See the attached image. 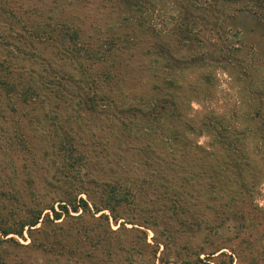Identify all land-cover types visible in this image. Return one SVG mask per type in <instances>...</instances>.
Returning <instances> with one entry per match:
<instances>
[{
	"label": "trees",
	"instance_id": "16d2710c",
	"mask_svg": "<svg viewBox=\"0 0 264 264\" xmlns=\"http://www.w3.org/2000/svg\"><path fill=\"white\" fill-rule=\"evenodd\" d=\"M33 1L0 0V111L25 147L0 159V264H264L261 97L250 147L249 128L192 112L206 75L180 79L243 67L229 21L247 12L264 34V0Z\"/></svg>",
	"mask_w": 264,
	"mask_h": 264
},
{
	"label": "rangeland",
	"instance_id": "374dc122",
	"mask_svg": "<svg viewBox=\"0 0 264 264\" xmlns=\"http://www.w3.org/2000/svg\"><path fill=\"white\" fill-rule=\"evenodd\" d=\"M24 3L31 4L32 0H24ZM33 3H37V1L34 0ZM165 3H160L161 9H159L157 16V19L163 23H167L168 20L170 21L171 18L169 17H172L173 15L172 10L169 9L168 4ZM201 17L202 16H199V18ZM229 23L235 28H238L237 30L241 33V35L238 34V36L240 35L242 38L244 37L245 40L244 47L239 54L243 57V67L240 65L238 68L234 69L230 66L226 67V65L218 66L217 64H213L206 68H194L185 71L183 75L180 76V79L182 81L190 80L198 85L201 82L200 77L206 75V83L204 84V87L200 89L195 87L194 91H192L197 99L191 103L192 112L197 114L198 112L205 110L211 113L223 114L225 117L224 124L227 127L239 126L245 129L249 128L250 132L248 133L246 142L252 147L257 141V138L254 135V130L258 125L257 119L253 117V112H255L254 109L256 108L255 106H257V96L261 97L264 106V34H262V25L247 12H241L236 19L230 20ZM233 28L231 31H228L229 29L227 27L224 28V38L231 33H234ZM227 31L228 33H226ZM203 33L205 32H202L201 30L198 36L201 38L205 35ZM229 40H231L230 36ZM200 42L198 43V41L195 40V47L200 46ZM253 47H256L258 54H261L260 61H262L263 66L258 62L257 54L253 53ZM182 53H184V50ZM254 64L255 66L250 68V76L247 75L245 71L248 69L245 70L244 65L247 68V65ZM255 91L257 92V96L254 93ZM25 113L28 118L33 115V111L28 109H26ZM19 124H23V120L20 123L16 116H13L7 111H0V159L9 157L14 160L20 156L19 154H21V151H24L25 147L24 144H22L23 138L21 139ZM48 125L49 122H43L39 126L47 128ZM88 125H91V123H84L81 121L80 128L78 129L84 140L86 139L84 136L88 131V128H90ZM30 128H32V125H30ZM26 131H29L27 126ZM12 139L13 144H10ZM197 139L201 144H206L209 140L206 134L197 137ZM1 191L2 189L0 188V193ZM254 203L259 207L264 208V181L257 188L254 195ZM7 205L4 197L0 195V211L2 212L5 210ZM112 226L113 228L117 227V225L114 224H112ZM147 233L148 241L151 242L153 232L151 229H147ZM252 233L255 238L264 240L263 225L253 229ZM14 237L21 243H25L28 240L26 237V231H24V238L16 235H14ZM224 251L230 253L227 249H224Z\"/></svg>",
	"mask_w": 264,
	"mask_h": 264
}]
</instances>
